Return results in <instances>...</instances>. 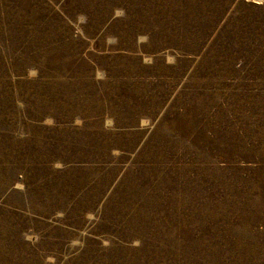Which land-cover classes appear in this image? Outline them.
Segmentation results:
<instances>
[{
    "label": "rangeland",
    "instance_id": "1",
    "mask_svg": "<svg viewBox=\"0 0 264 264\" xmlns=\"http://www.w3.org/2000/svg\"><path fill=\"white\" fill-rule=\"evenodd\" d=\"M0 264H264V0H0Z\"/></svg>",
    "mask_w": 264,
    "mask_h": 264
}]
</instances>
